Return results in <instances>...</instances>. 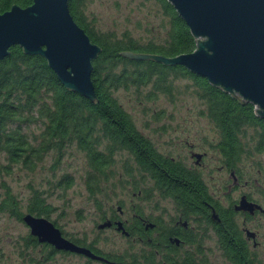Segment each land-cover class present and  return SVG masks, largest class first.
<instances>
[{
  "label": "trees",
  "instance_id": "16d2710c",
  "mask_svg": "<svg viewBox=\"0 0 264 264\" xmlns=\"http://www.w3.org/2000/svg\"><path fill=\"white\" fill-rule=\"evenodd\" d=\"M85 1L67 0V9L89 40L100 47L99 54L91 62L90 79L95 102L65 89L41 56L24 54L17 45L10 46L8 54L0 60V153L6 167L20 164L32 169L48 149L54 148L61 153V149L74 143L83 153L88 167V193L108 174L117 150L128 152L136 170L145 173L154 186L157 182L172 190L169 178L176 174L172 171L175 165L162 158L151 142L137 131L130 115L113 95L119 88L138 89L148 84L153 92L170 94L172 77L192 81L221 144L243 153L244 145L238 138L249 128L255 151L264 149V119L254 115L250 103L239 102L234 95L210 85L205 78L180 65L129 59L118 53L130 51L170 57L192 51L195 39L170 3L154 0L168 20L164 42L148 40L141 43L130 36L117 38L110 32L95 29L84 15ZM30 2L0 0V13L13 4L24 7ZM32 123L43 124L39 140L34 143L24 131ZM195 182L200 187V182ZM185 184L189 190L191 184L185 179L178 184L183 191ZM182 196L185 198L183 193ZM14 199L6 191L0 210L14 209ZM26 206L27 212L35 215L47 216L52 210L37 193H33ZM14 215L20 219V213ZM145 261L156 264L153 258Z\"/></svg>",
  "mask_w": 264,
  "mask_h": 264
},
{
  "label": "rangeland",
  "instance_id": "374dc122",
  "mask_svg": "<svg viewBox=\"0 0 264 264\" xmlns=\"http://www.w3.org/2000/svg\"><path fill=\"white\" fill-rule=\"evenodd\" d=\"M84 15L95 29L110 32L117 38L126 35L143 43L148 40L164 42L166 36L168 20L154 0H86ZM170 80V94L153 92L148 84L138 89L119 88L113 91V95L130 115L137 131L157 151L167 156L186 158L185 147L193 144L205 148L207 159L211 158L218 133L205 113V104L197 96L190 79L172 77ZM42 127L41 123H32L24 128L31 142L39 140ZM250 130L244 129L245 134L239 137L244 145L239 162L245 164L246 169L250 167L253 174L259 169L260 174L256 177L264 178V149L255 151ZM55 150L48 149L32 169L20 164L6 167L0 153V202L8 191L16 203L14 209L0 210V264H32L47 257L36 254L43 249L25 246L28 229L14 215L27 212L26 204L31 202L33 193L39 194L50 205L52 210L47 219L54 222L64 236L92 241L103 252L123 253L124 263L137 258L138 254L145 255L149 248L143 243H130L114 230L96 229L104 217L118 216L117 208L123 212V218L129 217L132 210L146 216L159 211L172 212L171 203L158 197L152 180L136 170L131 155L117 150L108 174L88 193V167L83 153L74 143L61 149V153ZM127 250L131 255L127 256ZM208 251L209 264H220L222 259L214 246L210 248V242ZM256 253L259 258H264V246L257 248ZM49 257H53L52 260L44 261V264L84 262L67 255Z\"/></svg>",
  "mask_w": 264,
  "mask_h": 264
},
{
  "label": "water",
  "instance_id": "95a60500",
  "mask_svg": "<svg viewBox=\"0 0 264 264\" xmlns=\"http://www.w3.org/2000/svg\"><path fill=\"white\" fill-rule=\"evenodd\" d=\"M166 1L194 37L193 50L170 57L118 53L129 59L180 65L234 95L239 102L250 103L254 115L264 119V0ZM12 45L20 47L24 54L41 56L65 89L95 102L90 73L100 47L73 21L67 0H31L24 7L13 4L1 12L0 60ZM22 222L32 234L42 236L55 248L98 258L61 238L44 218L27 213ZM104 225L107 223L99 226ZM117 225L121 227L119 222Z\"/></svg>",
  "mask_w": 264,
  "mask_h": 264
},
{
  "label": "flooded vegetation",
  "instance_id": "af4514ba",
  "mask_svg": "<svg viewBox=\"0 0 264 264\" xmlns=\"http://www.w3.org/2000/svg\"><path fill=\"white\" fill-rule=\"evenodd\" d=\"M213 151L212 157L207 159L206 149L193 144L185 147L188 158L167 156L156 150L162 158L175 165L172 171L176 174H171L170 178L167 175L171 179L172 190L157 182L154 186L158 197L171 203V214L159 211L153 216H146L132 210L129 217L123 218V212L117 208L118 216L112 214L97 223V230H114L130 243H143L149 248L145 255L138 254L137 258L124 263L123 253L103 252L92 241L64 236L51 221L61 238L87 249L98 258L55 248L42 236L32 234L26 226L25 246L43 249L38 250L39 253L34 252L47 256L32 264H44V261L52 260L53 257L49 256L55 254L78 257L84 261L81 264H148L145 261L148 258H153L156 264H209V242L210 248L214 246L217 249L222 259L220 264H264V258H259L256 253L257 248L264 246V178L256 177L260 174L259 169L254 174L250 167L246 169L245 164L239 162L242 157L240 149L237 153V149L235 152V149L221 144L219 134ZM184 179L191 184L189 190L186 184L184 191L178 185ZM195 181L200 182V187ZM24 214H20L19 220L22 221ZM29 214L49 222L47 216ZM102 223L107 225L100 227ZM129 255L131 253L127 250Z\"/></svg>",
  "mask_w": 264,
  "mask_h": 264
}]
</instances>
